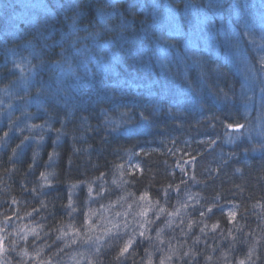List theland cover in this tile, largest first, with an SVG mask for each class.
<instances>
[{
	"label": "trees",
	"instance_id": "trees-1",
	"mask_svg": "<svg viewBox=\"0 0 264 264\" xmlns=\"http://www.w3.org/2000/svg\"><path fill=\"white\" fill-rule=\"evenodd\" d=\"M153 1L0 0V264H264V125L234 131L257 94L226 50L143 37L223 7Z\"/></svg>",
	"mask_w": 264,
	"mask_h": 264
},
{
	"label": "rangeland",
	"instance_id": "rangeland-1",
	"mask_svg": "<svg viewBox=\"0 0 264 264\" xmlns=\"http://www.w3.org/2000/svg\"><path fill=\"white\" fill-rule=\"evenodd\" d=\"M216 2H218V7H223V11L219 10L216 12L217 14H214L215 12L212 8H208V6H210V2L206 4V7L198 6L197 3L193 2L183 4L182 12L183 15L187 16V18L176 13L174 9H165L164 12H167V14L164 15V17L167 18L166 24L157 22L154 18H150V33H144L143 37H152V34L157 36L151 41V45L149 47L153 56L158 59L156 60L158 64H163L161 61L169 58H174L183 64L180 52H176L172 55L168 50L163 48L164 44L167 43L169 45L167 40L172 38H182L184 40L183 55H188V52H190L192 48L196 51L199 50L204 54L209 52L218 54L220 51L224 50L229 52L228 56L223 55L221 61L228 60L232 62L234 66L241 65L240 75L244 79V81L242 80V83L246 93L257 94L258 96L256 97V102L252 103L253 100L249 95L250 97H248L247 103L243 107L244 112H246L245 115H251L253 124L257 118L258 125H249L251 128L249 127L245 129L239 127L234 129V131L244 134L243 136L253 133L256 134L260 125H264V61L259 57L257 60L256 57L258 54L262 55L264 53V7L257 4V0H217ZM224 3L229 5L228 10H226ZM157 4L158 3L153 0H150L149 2V5L152 7ZM216 6L217 3H214L213 7ZM206 8L210 9V11ZM212 10L213 12L211 13ZM209 12L211 13V16ZM212 18L216 19L218 24H215L212 21ZM230 33H233L238 40L235 49H232L231 51L227 48V44L230 42L228 38ZM160 36L164 38L163 41L160 40ZM244 43L248 52L244 49ZM129 44L133 45L130 39ZM140 50L143 49L140 48ZM145 53L150 56L147 49H145ZM235 55L238 57V60L235 61L236 64L232 60H229V56ZM212 58L220 60L217 55H214ZM199 59H202V57ZM171 66L173 65H170V67ZM176 67L183 66H180V64L177 63L174 68ZM14 71H21V67L18 65L14 66ZM241 76L240 78H242ZM32 77H29L28 75L24 78L22 77L21 83L18 87V92H27L29 84L32 82ZM27 108L30 107L27 106ZM261 130L264 131V126ZM134 201H138V199H135ZM128 204H131L132 207L134 206V202L132 201L127 203V205ZM102 227H105V225ZM106 229L108 231H113L116 229V225H112V228L106 227ZM1 241L2 238H0V248L2 245ZM129 242L132 243V245L135 243L131 241ZM142 253L144 254V250L141 251V255ZM171 255L176 256L177 254L174 253ZM165 260H163L162 264H167L165 263ZM223 261V264H225V262H227L226 258H224Z\"/></svg>",
	"mask_w": 264,
	"mask_h": 264
},
{
	"label": "snow or ice",
	"instance_id": "snow-or-ice-1",
	"mask_svg": "<svg viewBox=\"0 0 264 264\" xmlns=\"http://www.w3.org/2000/svg\"><path fill=\"white\" fill-rule=\"evenodd\" d=\"M237 127H238V128H239V127H243V125H238ZM126 251H127V247H125V248L122 250V254H123V252H126Z\"/></svg>",
	"mask_w": 264,
	"mask_h": 264
}]
</instances>
